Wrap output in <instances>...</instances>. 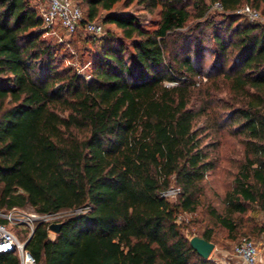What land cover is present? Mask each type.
Returning <instances> with one entry per match:
<instances>
[{"label":"trees","instance_id":"16d2710c","mask_svg":"<svg viewBox=\"0 0 264 264\" xmlns=\"http://www.w3.org/2000/svg\"><path fill=\"white\" fill-rule=\"evenodd\" d=\"M125 1L77 2V34L97 22L122 37L96 55L86 80L61 68L36 0H0V210L69 214L54 239L46 223L27 235L36 264H215L176 221L204 208L216 169L195 129L204 118L239 138L241 159L224 210L209 204L210 225L194 237L264 234V26L235 13L248 6L264 18V0H127L159 8L153 31L113 12ZM223 87L236 106L219 119ZM252 208L261 222L247 216ZM0 264L19 263L9 253Z\"/></svg>","mask_w":264,"mask_h":264},{"label":"rangeland","instance_id":"374dc122","mask_svg":"<svg viewBox=\"0 0 264 264\" xmlns=\"http://www.w3.org/2000/svg\"><path fill=\"white\" fill-rule=\"evenodd\" d=\"M80 2V0H75ZM216 6L214 5L210 10L211 14L216 12ZM114 13H130L137 18L139 25L148 31L156 29L159 22V8L150 12L146 6L137 1L132 4L130 1L120 3L113 8ZM104 16V14H102ZM241 16L245 21L253 24L264 26V20L262 22H250L246 17ZM217 20L219 17L215 16ZM43 39L51 43L57 48V57L60 61L61 68H72L77 74L88 80L91 77V64L96 55L101 52L102 48L107 47L111 42L116 43L122 40L121 32L113 25H106L104 32L101 35L102 41L100 43L92 41L90 35L86 33L75 34L68 36L62 30L48 31L44 29ZM210 56L206 55V62L204 69L208 70L210 66ZM199 81V80H198ZM206 79L203 80L205 82ZM169 86V84H167ZM228 91L226 87H223L217 94L218 100L223 104L220 108H216V112L219 119H222L229 114L231 110L228 106H236L234 100H228ZM221 104V105H222ZM232 104V105H231ZM234 108V107H232ZM218 125L214 124V121H207L202 118L195 124V129L199 130L203 137L205 144H208L211 158L216 164L215 171L207 177L204 182L205 195L203 198L204 208L197 213L188 214L183 213L178 215L177 224L184 227V235L190 240L194 236H199L203 233V230L210 225L209 217L206 207L210 204L218 211L224 210V196L231 190L232 179L236 173L237 163L241 159V148L239 145V138L231 135L229 128L225 127L223 130L218 129ZM210 127V128H209ZM173 193L166 197L170 201L175 200L176 190H171ZM19 210V211H17ZM11 211V210H10ZM10 211L0 210V213H9ZM13 215L21 216L30 213H34L30 208L13 209ZM68 213H59L54 216L58 221H62ZM250 218H254L257 222H261V216L255 209H251L247 215ZM56 220V221H57ZM36 224V223H35ZM8 231L13 233L18 240L24 241L27 235L31 232L28 227L22 229L23 225L15 224L6 221L5 224ZM35 226V225H34ZM33 226V228H34ZM55 234L50 233V239H54ZM255 243L259 253V264H264V234L258 238L250 237ZM238 240L230 241L226 239L224 233L216 229L214 231L213 239L210 243L214 245L208 260L215 264H240V262L234 256V247Z\"/></svg>","mask_w":264,"mask_h":264},{"label":"built area","instance_id":"2783aa9c","mask_svg":"<svg viewBox=\"0 0 264 264\" xmlns=\"http://www.w3.org/2000/svg\"><path fill=\"white\" fill-rule=\"evenodd\" d=\"M38 12L42 20L44 29L48 31L62 30L68 36H73L81 29L84 22L82 10L75 0H36ZM216 8L218 5H215ZM246 17L250 22H262L264 18L255 10L248 6H243L235 12ZM83 30L95 36H101L103 29L97 22H89L83 25ZM173 193L168 191L167 196ZM34 212V211H33ZM13 210L9 213H0V219L15 224H21L33 230V226L38 223H58L54 215H39L30 213L27 215L15 216ZM57 220V221H56ZM26 241L22 242L7 230L6 226L0 224V254L14 253L18 258L19 264H36L35 258L24 248ZM234 256L240 264H259V253L255 243L248 237H241L234 247Z\"/></svg>","mask_w":264,"mask_h":264},{"label":"water","instance_id":"95a60500","mask_svg":"<svg viewBox=\"0 0 264 264\" xmlns=\"http://www.w3.org/2000/svg\"><path fill=\"white\" fill-rule=\"evenodd\" d=\"M61 227H62V222L51 223L48 225V230L53 234H58L60 232ZM32 234H33V230L31 231L30 237L32 236ZM28 241L29 239L25 242L24 248H26ZM189 244L192 250L204 260L208 259L212 250L214 249V245L212 243L198 237H192L189 241Z\"/></svg>","mask_w":264,"mask_h":264},{"label":"crops","instance_id":"0c3cea01","mask_svg":"<svg viewBox=\"0 0 264 264\" xmlns=\"http://www.w3.org/2000/svg\"><path fill=\"white\" fill-rule=\"evenodd\" d=\"M17 211H19V210H17ZM24 215H27V214L25 213ZM25 228H27V227L26 226H22V229H25Z\"/></svg>","mask_w":264,"mask_h":264}]
</instances>
